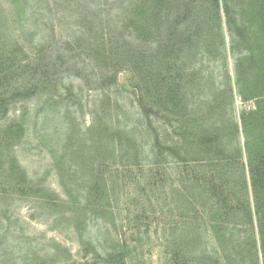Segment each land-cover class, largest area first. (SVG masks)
Instances as JSON below:
<instances>
[{
    "label": "trees",
    "instance_id": "trees-1",
    "mask_svg": "<svg viewBox=\"0 0 264 264\" xmlns=\"http://www.w3.org/2000/svg\"><path fill=\"white\" fill-rule=\"evenodd\" d=\"M221 1L222 6L220 0H129L128 3L122 0L121 10L116 16L118 26L101 29L100 26L89 23L87 30L77 37L76 49L71 51L73 55L67 57H48L42 45L32 54L26 50L14 30L15 23L24 15L19 0H10L13 9L8 17H2L0 13V121L12 107L22 101L32 102L36 114L43 106H48L54 100V91L61 83V75L71 74L69 69L80 73L81 68L76 58L84 54L104 70L102 81L105 80L107 84L103 86H114L117 93L120 92L118 87L121 88L120 74L129 72L133 75L134 82L130 86L136 91L141 121L145 120L147 125H151V118L163 112L180 125L173 127L174 131L180 132L176 134V142L163 145L154 133L152 147H148L146 152L144 146L135 141L132 129L121 131L111 121V117L93 115L92 123L85 129L83 137L76 135L75 140L79 141V145L72 144L76 146L70 156L71 161L75 163V167H72L73 173H69V179L67 176L60 178L62 183H66L63 186L65 197L59 198L52 193L55 195L52 198L48 195L50 190L44 189L47 196L42 198L54 212H69L68 216H65L66 221L81 241L87 232L88 212L99 209L95 212L107 219L105 223L110 222L115 226L116 217L106 181L112 158L121 160L122 165L125 160L138 164L143 159H150V154L155 149H158L157 159L149 163L156 164L159 170L164 164L175 159L174 165L180 172L175 174V178H171L170 173H153L151 169L142 168L141 165L134 167L140 168V177L138 182L136 181L137 190L131 199L135 216L132 215L129 224L134 223L132 226L135 227L141 224L143 219L148 220V212L152 211L155 205L159 210L166 209L168 195L172 194L175 196L173 204L178 205L180 209L192 207L195 212V215L190 217L191 227L180 228L173 221L168 224V220L162 217L156 229L160 227L162 236L166 232L171 233L174 238L172 258L182 257L186 261L183 264H201L207 248L212 250L216 258L218 251L222 256H227V264H243L241 244L236 240L234 243L231 236L234 232H240V227H249L248 235L250 234L251 241L248 251H255L257 243L252 229L253 220H256L259 234L263 236L264 241V0ZM198 4H201V8L206 5L203 12L197 8ZM232 5H241L240 8L243 9L239 16L242 21L240 30L235 31L237 37L243 34V42L247 45L243 48L249 53V56L242 60L243 63L241 61V71L236 73L234 85L243 101L257 100L255 110L241 116L243 132H248L251 128L254 133H259L257 141L249 139L244 144L248 158L245 165L242 162L240 144L236 139L237 125L232 119L228 127L223 126L218 118L217 121L210 120L212 113L203 110L206 106L204 103L199 105L202 117L195 119L196 106L192 103L191 94L194 89L204 88L203 78L196 68L198 57L210 56L214 52L225 54L219 10L223 11L227 30L234 41V28L231 27L230 21L233 14ZM199 11L201 13L197 14ZM204 18L210 23H203ZM221 93L229 98L228 104H224L231 107V86ZM222 97L216 94L217 100H211L216 102L215 106L220 107ZM114 102L115 106L122 105L118 100ZM108 108L110 110L112 106L108 104ZM184 115L187 116L186 120ZM24 116L25 111H22L1 130L0 172L2 171L6 182L0 184V204H7L15 197L13 195H39V188L36 189L31 183L17 164L14 155L16 145L25 135ZM93 153L100 156L89 163V158L85 155L92 156ZM53 164L60 171L64 158L54 160ZM187 168L190 169L188 173L185 170ZM197 168L199 171L201 168L209 170V177L216 182L215 186H211V190L206 186L207 183H203ZM82 180H85L86 184L82 183ZM167 180L170 182L166 190ZM76 181H79L84 189L86 187L84 193L77 194L71 190L69 183ZM172 182L176 184L171 186ZM156 189L160 191L162 202L155 204L152 198ZM216 192L223 200L217 201L212 213L210 233L214 244L212 242L209 247L210 241L206 239L208 231L204 234L201 226L204 222H199L203 214L199 207L203 210L208 202L211 204V201L215 200ZM185 193L190 195V200L183 201ZM84 194L90 199L88 208L83 205L86 199ZM96 201L99 202L98 208H95ZM222 202L226 203L224 210ZM243 217L245 223H248L245 226L242 225ZM134 231V240H139L143 233L137 228ZM106 234L105 242H99V245H102V254L97 252L89 239L86 240L89 248L85 251L90 253L92 258L85 264H127L130 255L128 242L117 235L110 238L109 231ZM104 243H109L110 247L107 248ZM204 247H207L206 250ZM89 249L93 252H89ZM229 251H236L238 257ZM255 264H259L257 255Z\"/></svg>",
    "mask_w": 264,
    "mask_h": 264
},
{
    "label": "rangeland",
    "instance_id": "rangeland-1",
    "mask_svg": "<svg viewBox=\"0 0 264 264\" xmlns=\"http://www.w3.org/2000/svg\"><path fill=\"white\" fill-rule=\"evenodd\" d=\"M121 2L122 0H19V5L24 9V15L15 23V35L25 45L30 54L35 53L39 45H42L46 49L48 57L57 55L72 56L71 51L76 49L75 41L77 37L87 30L89 23L96 24L101 29H106L112 25L118 26L116 25V16L121 10ZM123 2L128 3L129 0H123ZM220 3L222 6L221 0ZM200 6L201 4H198L197 8H200L203 12L206 5L202 8ZM240 6L235 5L234 7L232 5L233 14L230 21L231 27L234 28V41H232L233 39L227 30L223 11L219 10L221 38H223L225 44V54L214 52L210 56L198 57L199 61L196 68L199 69V74L203 78L202 85L204 88L194 89L191 94L193 95L192 103L196 106L194 109L195 119L202 117V114L199 113V105L204 103L206 106L203 110L212 113L210 120L217 121L218 118L223 126L228 127L229 121L232 119L237 125L236 139L240 144L242 162L245 165L248 158L245 155L244 144L249 139L257 141L259 133H254L251 128L248 132H243L241 129L242 114L254 111L257 100L243 101L237 94L238 91L234 85L236 73L238 74L241 71L239 70L242 66L241 61L249 56V53L243 48L247 46L243 42V34L237 37L235 31V29L240 30L242 23L239 16L243 9ZM12 9L13 5L10 0H0L2 17H8ZM202 22L210 23L206 18ZM76 59H78L81 68L80 73H77L74 69H69L71 74L63 73L64 75H61V83L54 91L53 102L51 101L48 106H43L36 114L32 102L22 101L17 106L12 107L7 116L0 121L1 135V130H4L6 125L16 119L22 111H25L23 118L25 135L22 141L16 145L14 155L17 164L26 173L31 183L35 185L36 189L39 188L40 190L38 196L33 194L28 196L13 195L15 196L12 197L13 200L11 199L7 204H0V264H85L92 258L89 255L90 253L88 254L85 251L89 248L86 240L89 239L96 247L97 252L102 254V245L100 246L99 242L102 244L105 242L106 232L108 231L110 232V238L117 235L128 242L130 255L127 258V264L185 263L186 261L182 257L172 258L174 238L171 233L166 232L162 236L159 230L160 227L156 228L162 217L166 221L168 220V224L173 221L180 228L191 227L190 217L195 215L192 207L180 209L178 205L172 203L175 196L169 194L166 209L159 210L155 205V208L148 212L149 215L147 214L148 220L143 219L142 223L135 227L132 226L134 223H128L135 216V209L131 207V199L134 191L137 190L136 181L140 177V168H134L136 165L151 169L153 173L156 171L163 174L170 173L171 178H175V174L180 172L174 165L175 159H173V162L164 164L159 170L156 164L149 163L157 159L158 149L150 154V159H143L138 164H134L131 160H125L124 165L126 166H124L121 164V160L112 158L106 181L110 188L112 207L115 212V226H112L110 222L105 223L107 219L102 218L100 213L95 212L99 209L88 212L87 232L82 237V241L79 235H75L73 228L66 221L65 216H68L69 212H61L63 215L61 217V213L54 212L51 206L43 201L42 198L47 196L44 189L50 190L51 193L49 192L48 195L52 198L55 195L59 198L65 197L63 186L66 183H62L60 178L64 176L66 178L67 176L69 179V173H73L72 167H75V163L71 161L70 156L73 155L71 154L72 150L79 145V141L76 142L75 140L76 135L83 137L85 129L92 123L95 114H102L104 118L111 117V121L121 131L132 129L135 141L140 143L141 146L143 145L146 152L148 147H152V135L154 133L160 138L163 145L176 142V134L180 133L173 130L174 126H180L176 120L163 112L157 117L151 118V125H147L145 120H140L136 91L130 86L134 82L131 73L123 72L120 74L119 84L121 88L118 87L120 92L117 93L114 86H103V84H107L105 80L102 81L104 70L97 67L92 59L84 56V54ZM229 86L232 89L231 107L226 105L229 98L221 93L226 91ZM216 94L223 96L220 107L215 106L216 102L211 100L216 99ZM115 100H118L122 105L115 106ZM262 100L264 101V98ZM108 104L112 106L110 110ZM217 112L220 114L218 115ZM186 119L187 116L184 115V120ZM74 141L75 143H73ZM72 144L76 146H72ZM123 144L125 145L126 142L124 141ZM71 146L72 148H70ZM85 156H88L87 161L90 163L93 159L97 160L100 155L93 153L92 156L88 154ZM61 158H64V164L59 171V168L56 169L53 163L54 160L57 161ZM185 170L187 173L190 172L189 168ZM197 171H199V168H197ZM208 172L209 170L201 168L198 174L201 176L203 183H207L206 186L211 190V186H215L216 182L209 177ZM3 182L6 181L1 171L0 184ZM169 182L167 180L166 190ZM82 183L86 184V181L82 180ZM80 184L79 181L69 183L72 186V188L70 187L71 190L73 189L77 194L84 193L86 190V187L84 189ZM173 184L176 183L172 182L170 185ZM159 192V189L153 192L152 201L154 200L155 204L156 202H162ZM52 193H55V195ZM84 195L86 199L83 205L88 208L90 199L87 198L88 195ZM214 198L215 200L213 199L211 204L208 202L203 210L199 207L200 212L203 213L199 222H204L201 225L203 233L205 234L208 231L206 239L210 241L209 247L213 242L210 233L212 213L216 208L217 201L223 200V197L218 195L217 192ZM182 199L186 201L190 200L191 197L188 193H185ZM98 203L95 202V208H98ZM225 205L226 203L222 202L223 210ZM91 206L94 209L93 203ZM121 220L123 222L120 223ZM242 222L244 226L248 224L245 223L244 217ZM135 228L143 233L139 240H134L136 239L133 235ZM248 229L249 227H240V232H234L231 236L232 241L235 243L236 240L241 244L240 251L243 264H255L256 255L259 264H264V241L263 236L259 234L256 220L252 222V229L257 243L255 251L254 249L248 251L251 241ZM105 246L109 248L110 244L106 243ZM89 250V252H93L92 249ZM206 251L207 253L204 255L201 264H227V256H222L220 251L217 252V258L210 248H207ZM235 252L229 251L230 254L238 257ZM234 262L237 263L235 260Z\"/></svg>",
    "mask_w": 264,
    "mask_h": 264
}]
</instances>
